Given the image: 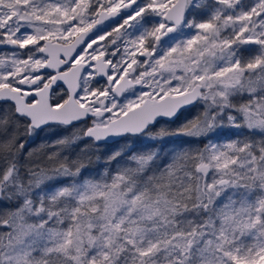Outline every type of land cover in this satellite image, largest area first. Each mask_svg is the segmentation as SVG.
Segmentation results:
<instances>
[{
  "label": "snow or ice",
  "instance_id": "1",
  "mask_svg": "<svg viewBox=\"0 0 264 264\" xmlns=\"http://www.w3.org/2000/svg\"><path fill=\"white\" fill-rule=\"evenodd\" d=\"M0 264H264V0H0Z\"/></svg>",
  "mask_w": 264,
  "mask_h": 264
},
{
  "label": "trees",
  "instance_id": "2",
  "mask_svg": "<svg viewBox=\"0 0 264 264\" xmlns=\"http://www.w3.org/2000/svg\"><path fill=\"white\" fill-rule=\"evenodd\" d=\"M76 126H77V125H76ZM77 127H79V126H77ZM71 131H72V128H68L66 132H63V133H61V134H68V133H70ZM41 135L43 136V135H45V134L42 133ZM53 138H55V137H53ZM39 142H40V141L37 140V144H38ZM34 146H35V145H34ZM201 146H202V145H201Z\"/></svg>",
  "mask_w": 264,
  "mask_h": 264
},
{
  "label": "flooded vegetation",
  "instance_id": "3",
  "mask_svg": "<svg viewBox=\"0 0 264 264\" xmlns=\"http://www.w3.org/2000/svg\"><path fill=\"white\" fill-rule=\"evenodd\" d=\"M77 126L82 127V125H79V124Z\"/></svg>",
  "mask_w": 264,
  "mask_h": 264
}]
</instances>
